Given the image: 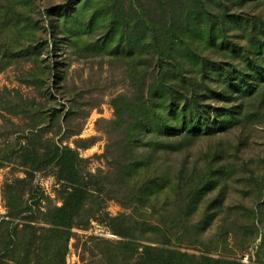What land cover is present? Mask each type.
<instances>
[{
    "label": "rangeland",
    "instance_id": "rangeland-1",
    "mask_svg": "<svg viewBox=\"0 0 264 264\" xmlns=\"http://www.w3.org/2000/svg\"><path fill=\"white\" fill-rule=\"evenodd\" d=\"M0 264H264V0H0Z\"/></svg>",
    "mask_w": 264,
    "mask_h": 264
},
{
    "label": "trees",
    "instance_id": "trees-1",
    "mask_svg": "<svg viewBox=\"0 0 264 264\" xmlns=\"http://www.w3.org/2000/svg\"><path fill=\"white\" fill-rule=\"evenodd\" d=\"M25 156H28V151L25 152ZM47 158V166L54 168L56 181L64 187V202L63 205L57 209L56 214L59 220L70 222L79 214L85 205L89 189L86 183L80 180L77 157L71 150L61 148L50 149L47 152ZM30 194L31 193H29V195ZM30 197V200L35 199L34 195H30ZM18 198H22L24 201L23 194H20ZM28 216L25 215V211L12 215L15 222L19 221L18 225L20 226H26L25 223L30 220ZM111 220L115 222L117 218ZM18 225H16V228H19ZM115 234L124 236L118 231H115Z\"/></svg>",
    "mask_w": 264,
    "mask_h": 264
}]
</instances>
